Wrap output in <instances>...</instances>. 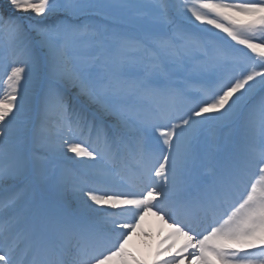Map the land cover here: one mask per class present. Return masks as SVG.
Here are the masks:
<instances>
[{
  "label": "snow or ice",
  "instance_id": "6c2138e0",
  "mask_svg": "<svg viewBox=\"0 0 264 264\" xmlns=\"http://www.w3.org/2000/svg\"><path fill=\"white\" fill-rule=\"evenodd\" d=\"M0 264H264V0H0Z\"/></svg>",
  "mask_w": 264,
  "mask_h": 264
},
{
  "label": "bare ground",
  "instance_id": "6f19581e",
  "mask_svg": "<svg viewBox=\"0 0 264 264\" xmlns=\"http://www.w3.org/2000/svg\"><path fill=\"white\" fill-rule=\"evenodd\" d=\"M145 227L150 228L152 230L153 234L155 235L156 231H158V229H159V224L154 217H147L145 220ZM131 243L134 246L143 248L145 241H144V238L141 236H134Z\"/></svg>",
  "mask_w": 264,
  "mask_h": 264
}]
</instances>
